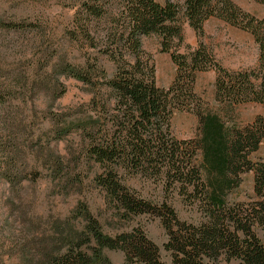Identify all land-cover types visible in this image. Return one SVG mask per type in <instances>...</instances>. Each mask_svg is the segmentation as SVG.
I'll return each instance as SVG.
<instances>
[{"label":"trees","instance_id":"obj_1","mask_svg":"<svg viewBox=\"0 0 264 264\" xmlns=\"http://www.w3.org/2000/svg\"><path fill=\"white\" fill-rule=\"evenodd\" d=\"M254 1L264 5V0ZM74 9L75 28L66 27L64 37L83 47L72 58L64 45L52 71L89 86L95 85L99 74L110 99L99 96L100 92L98 97L94 95L91 103L98 100L95 110L102 108L100 117L81 116L69 121L65 113L53 116L58 141L72 133L80 139L79 152L74 150V157L67 163L60 154L53 159L52 165L58 169V176L53 179L58 192H75L82 187L83 179L74 178L79 163L99 166L103 171L94 175L93 182L105 194L107 204L122 218L157 214L170 236L165 247L172 251L177 264H214L222 251L245 264H264V244L250 230L254 222L264 226V162L249 160L264 140V113L245 128L229 131L217 115L200 112L202 99L195 92L197 74L213 70L218 102L257 103L264 107V18L244 11L233 0H185L183 5L174 0L164 4L157 0H85ZM182 16L198 38V46L189 55L178 50L184 42ZM212 18L253 36L259 47L257 69L231 71L220 64L202 41L204 24ZM25 24L0 19V28L8 31H24L28 26ZM102 27L104 33L100 31ZM153 34L161 37L162 52L170 54L177 67L168 89L157 86L152 56L143 49L142 38ZM105 57L114 64L112 77L101 63ZM49 84L56 99L65 94L58 79L55 83L49 80ZM185 111L200 117L202 135L198 146L172 134L171 120ZM198 148L204 154L206 180L194 165ZM129 171H156L172 180V185L179 182L183 187L194 188L209 209L210 223L202 228L186 225L166 203L154 206L142 201L124 181V174ZM245 171L254 172L255 192L261 200L250 204L248 210L240 206L226 208V192ZM37 173L38 169L30 168L18 154L16 160L0 162V185L8 188L9 197L17 199L29 174L36 177ZM214 209L221 215L214 218ZM224 216L246 234L243 240L224 225H217L224 222ZM56 229L50 236L21 242L18 264H111L105 249H123L132 260L144 264H163L157 247L143 234H107L86 203L76 208L73 221H60Z\"/></svg>","mask_w":264,"mask_h":264},{"label":"rangeland","instance_id":"obj_2","mask_svg":"<svg viewBox=\"0 0 264 264\" xmlns=\"http://www.w3.org/2000/svg\"><path fill=\"white\" fill-rule=\"evenodd\" d=\"M84 1L0 0V19L6 22L23 21L28 25L21 32L0 28V162L16 160L19 154L30 168L38 169L36 177L29 174L26 178L28 182L20 190L21 196H16L17 199L9 197L8 188L0 185L2 264H18V257L22 256L19 248L21 242L50 236L56 232V225L60 221H73L80 203L89 205L103 230L110 236L141 233L157 247L161 263L177 264L172 251L165 247L170 236L165 223L157 214L145 213L122 218L107 204L105 194L93 182L94 175L103 171L99 166L89 167L86 162L79 163V170L75 172L74 178L83 179V185L75 192H71V189L58 192V187L53 182L58 176V169L52 165L54 157L60 154L67 163L74 157V150L79 152L80 142L76 133L58 141L53 116L65 113L69 121L81 116L100 117L102 108L96 111L98 100L92 104V99L94 95L98 97L99 92V96L109 98L103 86L104 78L99 74L95 77V85L89 86L73 78L55 75L52 71V66L56 61L59 62L64 45L68 46L72 58L83 47L70 43L64 37V29L75 28L74 7L83 5ZM157 1L164 4L166 0ZM174 1L180 5L185 2ZM233 1L244 11L257 18H264V5L254 0ZM180 22L184 42L178 50L189 55L198 46V38L185 17L182 16ZM104 29L102 27L100 31L104 33ZM204 31L202 41L213 51L223 67L231 71L258 68L259 47L250 33L217 18L208 20L204 24ZM161 42V37L154 34L142 38L144 51L153 59L157 86L168 89L175 80L177 67L171 55L162 52ZM101 63L107 75L112 77L115 73L113 62L105 57ZM57 79L66 89L65 94L58 99L55 98L57 94L49 88L51 84L47 85L49 80L55 83ZM215 81L216 73L213 70L197 74L195 92L202 99L198 108L201 113L217 115L229 131L245 128L264 113V107L257 103L233 105L218 102L215 97ZM61 91H58V95ZM171 130L176 139L193 142L192 145L198 146L202 135L200 117L192 112H179L171 120ZM249 160L253 163L264 162V140L259 150L249 155ZM194 165L200 168L203 179L206 180L207 169L202 149L196 150ZM162 174H157L156 171L142 174L129 171L125 172L124 181L142 201L154 206L166 203L173 207L178 218L186 225L196 228L208 225L209 209L200 194L192 187L181 186L179 182L172 185V180L168 181L166 175ZM225 199L226 208L234 209L236 206L238 209L240 206L244 210H248L250 204L260 201L261 198L255 192L254 172H242L233 188L226 192ZM220 213L221 211L214 209V218L220 216ZM222 219L224 222L217 225H224L227 231L236 233L241 240L246 237L234 221L225 216ZM250 230L264 244V226L254 222ZM104 253L111 264H144L132 260L123 249H105ZM214 264L245 263L222 251Z\"/></svg>","mask_w":264,"mask_h":264}]
</instances>
